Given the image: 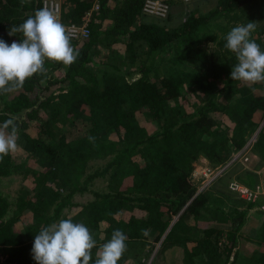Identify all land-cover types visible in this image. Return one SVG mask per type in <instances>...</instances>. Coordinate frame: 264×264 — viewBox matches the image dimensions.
Listing matches in <instances>:
<instances>
[{"label":"trees","instance_id":"trees-1","mask_svg":"<svg viewBox=\"0 0 264 264\" xmlns=\"http://www.w3.org/2000/svg\"><path fill=\"white\" fill-rule=\"evenodd\" d=\"M59 1L66 29H88L85 38L70 36L79 57L71 65L46 60L45 72L0 95V123L16 116L19 125L18 150L0 161V178L29 181L15 198L0 192V264H36L41 226L68 218L96 241L90 264L115 229L128 237L118 264L145 263L141 229L181 248L183 264H264V217L247 232L250 209L264 196L237 202L229 199L236 193L216 188L218 178L198 191L192 177L205 157L252 189L260 183L233 154L255 134L251 153L264 163V82L232 80L237 60L224 45L215 58L204 59L200 48L218 42L213 22L255 0H212L175 26L167 23L171 11L163 19L143 12L147 0ZM177 1L167 0L171 8ZM48 2L57 1L0 0V39H22L9 29ZM251 39L264 51V28ZM96 179L105 186L91 189ZM86 192L94 197L74 200Z\"/></svg>","mask_w":264,"mask_h":264},{"label":"clouds","instance_id":"clouds-1","mask_svg":"<svg viewBox=\"0 0 264 264\" xmlns=\"http://www.w3.org/2000/svg\"><path fill=\"white\" fill-rule=\"evenodd\" d=\"M257 26L256 22L238 24L226 34L224 48L237 60L230 74L234 81L264 82V51L251 39ZM8 34H21L22 39L10 45L0 39V95L17 91L28 78L45 72L46 60L71 65L79 57L66 26L48 8L36 10L21 24L13 25ZM16 121V116H10L0 123V161L18 150ZM88 140L95 146L96 137L89 136ZM149 231L141 229L144 236ZM127 239L123 230H113L111 239L97 249L94 264H118L127 249ZM96 247L88 227L68 218L41 226L31 255L36 264H90Z\"/></svg>","mask_w":264,"mask_h":264},{"label":"rangeland","instance_id":"rangeland-1","mask_svg":"<svg viewBox=\"0 0 264 264\" xmlns=\"http://www.w3.org/2000/svg\"><path fill=\"white\" fill-rule=\"evenodd\" d=\"M56 3H60L59 0H56ZM217 1V0H216ZM214 5V2L212 0H196L194 3L186 4L182 1H177L176 4H172L171 8V16H173V19L169 22H167L170 26L178 25L187 15V11L189 8H193L194 6H201L202 11H206L210 9ZM49 6V2H48ZM243 9L237 11L234 14H230L229 16H225L224 18H220L221 21H219V24L215 26L216 33L218 35V42H208L203 43L202 48L204 50V59L205 58H215L219 56V52L217 49H221L222 43L224 38L223 36H226V34L231 30V26L238 25L240 22L236 23L240 19L237 18V16L241 13ZM59 15V12L57 13ZM61 15V13H60ZM249 15V14H247ZM148 18H153L152 16H148ZM158 19H163L159 18ZM258 32V31H257ZM256 32V33H257ZM255 33V34H256ZM254 34V35H255ZM222 38V40H221ZM106 54H109L107 50H105ZM170 56V54H169ZM105 57V56H104ZM162 57V56H159ZM201 65L203 64V61L197 62ZM194 66V65H193ZM256 136L255 134L250 137L248 140L246 146L233 154V159H236L239 161V163L247 169H253L256 170L258 173H261L260 176V183L264 184V163H260L258 160V157H256L254 154L251 153V145L255 141ZM98 162H93L92 166L97 165ZM259 163V164H258ZM195 170L192 174L193 180L198 184V190H201V185L205 182H207L209 177H212L213 174L217 171L218 166H214L207 158L201 157L195 162ZM262 164V165H260ZM233 176L235 174L231 175L228 171L224 172L222 176L217 177L216 181V188L223 191L229 190V184L230 182L235 179ZM24 175L22 174H14L11 177H5L0 178V192L8 196L10 199L15 198L18 193L20 192L21 188L29 186V181L24 179ZM214 179L211 183H209L206 188H212L215 182ZM105 182L102 179H96L95 184L91 185V189L98 190L105 186ZM222 191V192H223ZM231 193V192H230ZM93 194L91 192H86L83 195L82 194H76L74 197V200L80 203H86L88 200H91L93 198ZM240 197V196H239ZM229 199L236 200L237 202H243L247 204V201L230 197ZM250 221L249 226H247V232L250 233L251 231H254L259 228V219L264 217V212L261 211L259 206H254L250 209L249 212ZM147 237V245L145 247V250H143V253L141 254V259L145 262L144 264H183L182 261V249L178 246L172 247V246H162V240L160 242L155 241V235L149 232V235ZM251 247L246 242L242 243V251L245 253H248ZM133 259L129 261V264H132Z\"/></svg>","mask_w":264,"mask_h":264},{"label":"built area","instance_id":"built-area-1","mask_svg":"<svg viewBox=\"0 0 264 264\" xmlns=\"http://www.w3.org/2000/svg\"><path fill=\"white\" fill-rule=\"evenodd\" d=\"M184 3L189 4L193 3L196 0H182ZM45 8H48L49 10L53 11V13L56 15L57 19L60 21V13H61V7L59 3L50 2L49 6L48 3H45ZM143 12L150 14V15H156L158 17H166L168 16L169 12L171 11V5L167 0H147L145 2V5L142 9ZM59 12V15L57 14ZM67 31L71 37L74 38H85L88 36V29L86 28V24L82 26H70L67 28ZM255 139V138H254ZM227 165L218 166L217 171L213 174L212 177H209L207 182L203 183L201 185V190L205 189L206 186L211 183L214 179H216L219 176H222L224 172L226 171ZM261 175V173L259 172ZM229 190L233 193H236L240 198L247 202H257L260 196H264V184L259 183L256 188L252 189L242 182L238 181L237 179H233L229 184ZM261 210L264 212V201L262 202L260 206Z\"/></svg>","mask_w":264,"mask_h":264},{"label":"crops","instance_id":"crops-1","mask_svg":"<svg viewBox=\"0 0 264 264\" xmlns=\"http://www.w3.org/2000/svg\"><path fill=\"white\" fill-rule=\"evenodd\" d=\"M242 9L243 10L241 11V13L237 16V18H239L240 20L235 22V24L238 22H240V24H246L248 22L258 23L256 31L253 32L251 35V36H253L257 31L264 28V0H255L253 3H250V7H245ZM239 10H241V8ZM239 10L234 11L232 14L236 13ZM230 14L224 15L221 18H224L225 16H229ZM247 14H249V15H247ZM219 21H221V20H219ZM217 24L218 23H216V22H213L211 24V26H213V30L215 32H216L215 25H217ZM235 26L236 25L231 26V29ZM224 37H226V36H223L222 38H224ZM222 38H221V40H222ZM225 43H226V40L224 38L222 45H224ZM219 49H220V47H219ZM220 50L222 51V49H220Z\"/></svg>","mask_w":264,"mask_h":264},{"label":"water","instance_id":"water-1","mask_svg":"<svg viewBox=\"0 0 264 264\" xmlns=\"http://www.w3.org/2000/svg\"><path fill=\"white\" fill-rule=\"evenodd\" d=\"M173 224H174V223H172V225H173ZM172 225H171V226H172ZM169 229H170V227H169Z\"/></svg>","mask_w":264,"mask_h":264}]
</instances>
